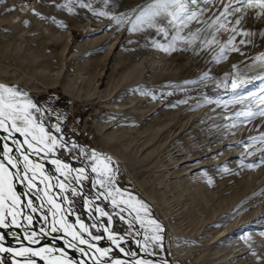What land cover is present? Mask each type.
Masks as SVG:
<instances>
[{
	"label": "rangeland",
	"instance_id": "374dc122",
	"mask_svg": "<svg viewBox=\"0 0 264 264\" xmlns=\"http://www.w3.org/2000/svg\"><path fill=\"white\" fill-rule=\"evenodd\" d=\"M228 2L188 4L196 17L187 29L169 32L165 38L155 29L130 31L129 23L117 25L110 19V16L132 15L133 9L144 5L146 0H108L107 7L104 0H0V81L25 93L22 99L36 105L29 109L35 122L58 138L56 147L48 152L52 160L61 161L58 166L63 171L58 178L75 183L76 170L86 168L88 179L80 182L84 195L68 192L69 207L93 236L101 237L91 241L85 233V239L99 250L113 248L112 260L128 261L116 251L113 240L119 242L118 248L124 252H139L134 241L122 240L124 236H138L127 223L129 211L138 212V218L131 222L135 229L141 227L142 233L147 232L150 238L157 234L163 237L162 241L147 242L154 253L162 255L170 228L159 201L165 204L167 218L175 226L182 260L177 258L174 264H219V258H225V262L235 254L234 264L237 261L264 264V229L254 233L243 230L239 234L235 229L248 212L260 207L264 211V164L259 163L264 159V151L260 150L264 144L250 139L264 135V116L241 123L246 117L238 115L264 106V99L256 98L264 96L261 92L264 83L260 79L264 77V16L256 18L254 10L248 9L236 25L235 21L245 12L241 8L229 17L232 23L227 25L228 29L236 27L237 32L243 29L250 33L235 35L228 46L239 51L226 50L221 54V48L234 35L230 30L216 32L219 43L211 46L201 47L200 40L188 46L183 41L189 31L195 32L197 28L203 30L199 34L201 39L210 40L224 19L220 13ZM84 4L90 7H83ZM200 9L205 11L201 13ZM99 12L107 15H97ZM174 35L176 50L166 52L155 46L167 47ZM241 39L244 44L240 43ZM113 43L115 49L105 60L104 53ZM76 46L82 55L76 59L74 68L81 71L79 75L73 74L78 97L72 98L64 93L62 83L72 68L71 56ZM137 64L140 65L133 71ZM232 81L237 85L235 89L231 87ZM215 135L233 144L227 151L235 152L233 156L237 158L203 169L214 172L206 174V185L193 203L184 183L167 170L170 167L166 166L167 151L171 142H178L187 152L198 151ZM107 147L118 150L127 164L114 158ZM93 150L101 158L109 157L115 172L112 187L117 191L108 200L95 199L93 184L99 177L91 172L89 156L85 155ZM103 163H99L101 169ZM250 164L259 166L249 168ZM67 173L72 176L68 177ZM140 184L144 193L137 187ZM20 189L22 200L27 203L32 199L38 209L34 213L35 224L48 232L38 204L41 198L36 201L27 190ZM112 198L118 207H113ZM89 200L91 203L86 202ZM247 201H252L249 204L252 206L240 214L239 220L220 221L224 212ZM141 202L146 209L141 207ZM97 206L108 212L111 220L101 215ZM119 207L125 209L121 213L126 217L124 220L117 215ZM153 220L162 226V231H156ZM208 226L216 229L200 239ZM224 229L235 234L226 237L227 251L216 255L219 243H214V247L212 237ZM156 243L163 247H156ZM0 264L13 263L6 257Z\"/></svg>",
	"mask_w": 264,
	"mask_h": 264
},
{
	"label": "snow or ice",
	"instance_id": "6c2138e0",
	"mask_svg": "<svg viewBox=\"0 0 264 264\" xmlns=\"http://www.w3.org/2000/svg\"><path fill=\"white\" fill-rule=\"evenodd\" d=\"M105 6L107 7L108 0H104ZM198 3H210V0H146L144 5L138 7V9H133V14H121L120 16H110V19H113L117 25H122L125 22L130 24V31L136 30H147L155 29L156 33L163 34L165 38L169 35V32L179 33L184 29L189 27V23L196 17V13L191 11L188 7V4L196 5ZM236 5H239L237 7ZM83 7H90V5L84 4ZM244 8L245 12L235 21L236 25L241 23L244 16L247 15V10L252 9L255 12L256 18L264 16V0H229V2L224 6V10L220 13L224 17L223 21L216 27L215 32L212 34V38L201 39L200 33L202 29L197 28L195 32L189 31L186 36L183 37V41L188 46H193L196 44L197 40H200V46H211L213 43H219L216 38V32L224 29L225 31H232L234 35L230 38L228 42L225 43L224 47L221 48V54L226 50H236L238 48L229 49V45L235 40V35L243 33V35H249L250 33L244 31L243 29L240 32H237L236 27L231 29L227 28V25L231 24L229 17L234 15L237 12H240V9ZM14 10V9H12ZM201 13L205 9L199 10ZM97 15H107L105 12L96 13ZM219 20V17H217ZM197 22L199 19H197ZM211 28L212 25H209ZM119 30V29H118ZM177 37L173 36V41L167 47L164 44H156L155 46L166 51L176 50L174 47ZM250 42V41H249ZM241 44H244L245 41L241 39ZM234 67H236L234 65ZM262 83H264V77L260 78ZM231 87L235 89L237 87L235 81H232ZM261 92H264V88H261ZM26 94L18 90L15 87H9L5 85H0V130L6 133L2 139L4 142L0 147L3 148V151L0 152V228H9L12 225L21 227L17 223V215H19V205L21 203L20 195L16 192V184H24L28 188V192H31L33 189H36L37 192L42 191L37 186V168H42L43 165L37 163L30 159L31 155L40 156V154L51 151L56 147L58 138L54 135H51L42 124L36 123V118L32 115L29 109L36 108V105L32 104L30 100L22 99ZM257 99H264V96H257ZM243 99L242 97L240 98ZM238 115L245 116V120L241 123H249L251 120L255 119L257 116H264V106H260L256 111H244L238 113ZM235 127V124L232 125ZM56 131H60L59 128ZM18 133L23 140L17 139L15 134ZM255 143L264 144V135L259 137L250 138ZM63 146L68 147L67 142H64ZM75 147V145H73ZM264 151V148L260 149ZM89 156L91 162V172L95 173L99 180L96 184H93V188L96 189L95 199L108 200L109 197H112L113 191H117L112 187L113 181L112 176L115 175L111 165V159L109 157H100L93 150L90 154H85ZM107 161V163H103ZM53 164H61V161L58 159L52 160ZM99 163H103V169L99 167ZM260 164H264V159H262ZM257 164L248 165L249 168L258 167ZM64 167H68L67 164ZM58 171L60 169H57ZM77 171V175L73 177L72 181L58 180L56 185L48 183L47 177H44L40 180V183L44 184V188H53L58 187L62 192L70 190L74 195L83 196L82 186L80 181L82 179H88L86 173V168L81 167ZM42 175V174H41ZM61 193H56V196L62 197L63 203H57L47 191H43V195L48 197V204L50 207L48 211L51 212L52 219L49 220L47 214L43 215V219L47 222L48 232H58L63 231L67 236H70L71 239L68 241V247L77 250L82 254V257L85 259L72 260L68 259V253L65 249H55L49 248L47 251L48 256L43 255V249L37 250L35 248L24 247L21 249H12L4 247L0 243V252L14 253L15 256L25 257L27 259L23 261H15V264H37L36 259L33 257H39L41 260H46L47 264H88V261H91V264H154L153 261L136 259L132 261H123V260H110V261H100L99 257L96 255V252L100 250L96 248V245L91 243L89 239H85L83 233L87 232L88 236L91 238V241H96L101 239L100 236H93L92 233L88 230V226L83 223L76 217V224H79V230H77L73 225L65 222L64 215L60 216V219L57 220V213L62 212L65 204L70 205L71 201L67 200L66 196H62ZM23 195H28L24 193ZM91 203V201H86ZM111 204L114 208L118 207L117 201L115 198H112ZM27 205L32 213L38 211L37 207L33 205L32 199L27 200ZM43 204L40 205V208H43ZM141 207L146 209V205L141 202ZM98 211L101 215L107 216L111 220V216L108 212L100 209L97 206ZM125 209L119 207L117 215H119L121 220H124L126 217L121 215ZM10 217V219H9ZM138 218V212L133 214V221ZM27 223L32 224L33 216L27 215ZM5 221H8L7 223ZM151 223L156 225V231H162V226L159 225L156 221H151ZM59 225V226H58ZM107 230V229H105ZM45 228L40 229V233H44ZM142 238L148 240V238L143 237V233H140ZM37 233L34 231L30 236H25L24 239H28L31 243H39L38 240L34 239ZM163 237L160 235H152L149 242H158L162 241ZM4 240V235L0 233V241ZM140 242L137 241V244ZM80 245H86L87 247H80ZM117 247L119 244L117 243ZM156 247L162 248L161 243H156ZM89 249H95V252H89ZM121 252H124L123 248L119 249ZM146 250V249H145ZM58 254H53L57 253ZM125 255H135V253L124 252ZM101 255H106V253H101ZM255 255V253H253ZM2 262V258H0ZM161 264H167V261L161 262Z\"/></svg>",
	"mask_w": 264,
	"mask_h": 264
},
{
	"label": "bare ground",
	"instance_id": "6f19581e",
	"mask_svg": "<svg viewBox=\"0 0 264 264\" xmlns=\"http://www.w3.org/2000/svg\"><path fill=\"white\" fill-rule=\"evenodd\" d=\"M115 43H113L111 45L110 49L104 53L105 60L110 57V55L112 54V51L115 49V45H116ZM80 52H81V50L79 49L78 46H76V49L71 56V59H74L72 62V68L70 69V71H68L67 75L64 78V82L62 83V88L64 90V93L67 96H70L72 98L78 97L77 92H76L77 81L74 80L75 79L74 75H79L81 69L80 68L75 69L74 67L77 66V63H78V61L76 59L82 55V54H80ZM139 65L140 64L135 65L132 68L133 71ZM42 67H43V65H42ZM67 80H68V83H65ZM108 83H109V85H111V83H112L111 76L109 77ZM0 85L9 86V85L5 84L4 82H1V81H0ZM9 87H12V86H9ZM197 122H198L197 124H201V123L203 124V121L202 122L197 121ZM200 126L202 128L204 127L202 125H200ZM4 136H6V133H4L2 130H0V145H2L4 142H6L2 139ZM15 136L17 139L23 140V137H21L18 133H16ZM216 136L217 135H215L210 140L208 139L206 142V145L201 150L193 151V152H187V150L181 149L180 145L177 144L178 142L177 143L171 142L169 145V147L170 146L171 147L167 151L168 154L166 156V159H167V161H169V163L166 166H170V167L167 170H169L170 174L172 176H174L173 178H180V181L184 183L183 185L186 186L187 192L190 193V197H191V199H193V203H194V198L196 199V195H197V197L199 196L200 189L202 190L206 185V183L204 182V181L208 180L206 177V174H211L214 172V170L205 171L203 169L204 168H211V167H214V166L220 165V164H225L227 162V160L232 159V158H237L236 155L233 156L235 154V152L230 153L227 151V149H230L231 145H233V144L230 145V143H228L229 141L227 139H225V140L218 139V137H216ZM214 140H216V141H214ZM146 146H148V143L143 146V149ZM107 149L109 150L108 152L114 158L119 159L120 162L127 164L126 158L123 155L119 154L118 150H116L113 147L112 148L107 147ZM2 151H3V148L0 147V152H2ZM48 152H46V153L42 152L40 154V156H36L34 154L30 156V159H32L33 161H36L37 163L43 165L42 168L36 169L37 186L42 191L37 192L36 189H33L31 192H28V193H29V196L36 201H38V197L41 198L42 202L38 203L39 205L43 204V206H44L43 208H40L41 214L42 215L47 214L49 219L51 220L52 215H51V212L48 211V208L50 207V205L47 202L48 197L43 195V191H47L49 193V196H51L57 203H63L62 197L56 196V193H61L62 190L59 189L58 187L45 189L44 184L40 183V180H42L44 177H47V178H49L47 181L48 183H50L52 185H56L57 181L60 180V178H58V177L61 175V172L63 171V169L60 168L57 164L52 163V158L50 157ZM253 158H254V156H253ZM57 169H60V170L58 171ZM166 174H168V173H166ZM170 174H168V175H170ZM69 175L70 174L67 173L68 177H69ZM70 176H72V175H70ZM81 181H83V179ZM142 185L143 184H140L137 187L139 188V190H141L144 193ZM20 188H24L27 191H28V188L24 184H19V183L16 184L15 190H16L17 194L20 195V200H21V203H20L19 208H18V211L20 214L17 215V223L20 224L21 227H17L16 225H12L9 228H0V233H2L4 235V240L0 241V243H2L4 245V247L12 248V249H21L24 247L35 248L37 250L43 249L44 251L42 254L45 256L49 255V253L47 251L49 248H55L57 250L65 249L68 253V256H67L68 259H72V260L85 259L84 257H82V254L79 251L73 250L67 246L68 241L71 239V237L67 236L63 231H58L57 234H55V235L49 234L46 230L44 233H40V229L42 227H39L35 224V221H34L35 220V214L30 211L27 203L22 200ZM68 192H71V191L68 190L66 192H62V196H66L67 200H68V197H67ZM150 197L154 198L153 196H150ZM201 197H202V194H201ZM157 203H158L160 209L162 210V213L164 214V216L168 222L169 228H170V231L168 232V234L165 237L166 240L168 239V241H167L168 244L166 245L164 252L162 253V255L158 256L156 253L153 252V249L147 245V242L150 241V237H149L148 233L147 232L143 233V237L148 238V240L143 239L141 234H140V233H142L143 229L141 227H137L135 229L134 225L131 223L133 221V214H136V212L129 211V216H127L129 219L127 220L128 221L127 223L131 226L133 231L134 230L136 231L138 236L136 238H134L133 236H131V237H125L124 236V237H122V240L130 239V240L134 241V243L138 247L139 252H138V254H135V257L133 259H129L123 252H121L119 250L118 247H116V251L119 252L120 254H122V256H124V258L126 260L132 261V260H136V259H143V260L153 261L154 264H161V262H163V261H167V264H174L175 259L178 258V259L182 260V256H181V254L179 252V248L176 244V237L177 236H176L175 226L169 220V218H167L168 215L166 214L165 208H164L165 204H163V203L160 204L159 201ZM251 203H252V201H247L245 204H242V205L240 204V205L236 206L234 209L228 210L226 213L224 212L222 214V218L220 219V221L226 222L229 220L231 221V219L235 220V221L239 220L240 214L246 210H249L250 209L249 206H252V205H249ZM252 212H254V214L251 215ZM252 212L251 213L248 212V214L245 215L247 217L243 216L242 218H240V221H238L240 223V225H235V229H236L237 234H239L243 230H247V231H251V232L253 231V233H254V231L264 229V211L262 212V209L260 207L256 211H252ZM27 215L33 216L32 224L27 223V219H26ZM61 215H64L65 222H67L70 225H73L77 230H79V227H80L79 224L75 223L77 216L72 213L68 204H65V207L63 208L62 212L57 213L56 219L59 220ZM68 218H70V220H68ZM9 219H10V217H9ZM257 221H259V222H257ZM5 222L7 223L8 221H5ZM208 227H210V228L205 229L204 233L201 234L202 238L200 237V239L206 238L207 236H209V234H207V233L212 232L213 230L216 229L215 226L214 227L208 226ZM34 231L37 233V235L34 237V239L38 240L39 243H31L28 239H24L25 236H30L32 234V232H34ZM228 231H229V229H224L221 231V233L212 237V240L214 241V242L212 241L213 245L216 242L219 243L217 245V248H216V255L220 254L221 252H224L225 250L227 251L228 244H227L226 240L228 238H226V237H228L229 235L234 236V234H235V233H230V232L227 233ZM85 233H87V232H84L83 235H85ZM113 241H114L113 243L116 244V246H117V243H119V242H117L115 240H113ZM137 241H139L140 243L137 244ZM230 241H231V239L229 240V242ZM80 247L86 248L87 246L86 245H80ZM214 247H216V245H214ZM214 247H212V248H214ZM112 250H113V248L102 249L99 252H96V255L99 257L100 261H110V260H112ZM95 251H96L95 249H89L90 253L95 252ZM211 252H212V250H211ZM101 253H106V255H101ZM53 254H58V252L53 253ZM234 256L231 257L230 259H227V261H225V262H224V260H226L225 258H221V259L219 258L218 263L219 264H226V262H232V264H234V262H235V261H233ZM238 256H240V255H238ZM6 257L11 259V262L13 264H15V261H23V260L27 259V255L25 257H20V256H15L14 253L0 252V258H2V261ZM228 258H229V256H228ZM33 259H36L37 264H47L46 260H41L39 257H33ZM238 262L239 261H237L236 264H238ZM88 264H91V261H88Z\"/></svg>",
	"mask_w": 264,
	"mask_h": 264
}]
</instances>
